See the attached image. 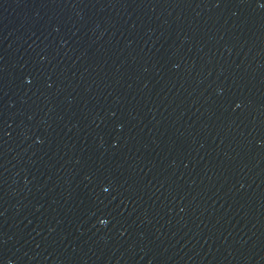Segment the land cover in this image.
Listing matches in <instances>:
<instances>
[{"label":"water","instance_id":"1","mask_svg":"<svg viewBox=\"0 0 264 264\" xmlns=\"http://www.w3.org/2000/svg\"><path fill=\"white\" fill-rule=\"evenodd\" d=\"M0 264H264V0H0Z\"/></svg>","mask_w":264,"mask_h":264}]
</instances>
